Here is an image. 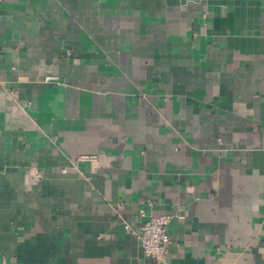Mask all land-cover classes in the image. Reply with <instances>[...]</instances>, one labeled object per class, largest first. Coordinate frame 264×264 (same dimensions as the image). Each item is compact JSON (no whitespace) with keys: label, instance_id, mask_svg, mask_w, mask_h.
I'll use <instances>...</instances> for the list:
<instances>
[{"label":"crops","instance_id":"crops-1","mask_svg":"<svg viewBox=\"0 0 264 264\" xmlns=\"http://www.w3.org/2000/svg\"><path fill=\"white\" fill-rule=\"evenodd\" d=\"M0 71V264H264V0H0Z\"/></svg>","mask_w":264,"mask_h":264},{"label":"built area","instance_id":"built-area-1","mask_svg":"<svg viewBox=\"0 0 264 264\" xmlns=\"http://www.w3.org/2000/svg\"><path fill=\"white\" fill-rule=\"evenodd\" d=\"M46 80L52 79V77H46ZM0 71V85H3ZM153 202H149L152 205ZM140 214L145 216L144 210H140ZM172 220V216L167 214H160L150 216L139 227L138 237L141 243L144 254L153 259L157 264H169L167 261V254L169 251V244L171 243V237L169 234V225ZM127 230H130L128 224L125 225Z\"/></svg>","mask_w":264,"mask_h":264}]
</instances>
